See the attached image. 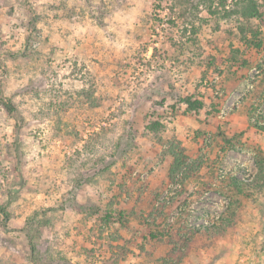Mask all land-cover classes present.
<instances>
[{"label": "rangeland", "instance_id": "obj_1", "mask_svg": "<svg viewBox=\"0 0 264 264\" xmlns=\"http://www.w3.org/2000/svg\"><path fill=\"white\" fill-rule=\"evenodd\" d=\"M0 264H264V0H0Z\"/></svg>", "mask_w": 264, "mask_h": 264}, {"label": "trees", "instance_id": "obj_2", "mask_svg": "<svg viewBox=\"0 0 264 264\" xmlns=\"http://www.w3.org/2000/svg\"><path fill=\"white\" fill-rule=\"evenodd\" d=\"M185 102L190 106L189 108L191 111L199 112L204 107L203 102L200 100L192 101L191 99H186ZM5 106L11 112L15 110V108L12 106L10 102L5 103Z\"/></svg>", "mask_w": 264, "mask_h": 264}]
</instances>
